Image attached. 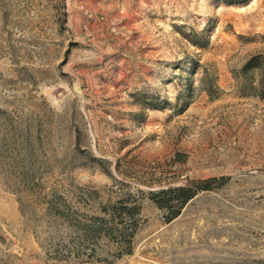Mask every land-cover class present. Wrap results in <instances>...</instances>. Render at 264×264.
I'll list each match as a JSON object with an SVG mask.
<instances>
[{"label":"rangeland","instance_id":"rangeland-1","mask_svg":"<svg viewBox=\"0 0 264 264\" xmlns=\"http://www.w3.org/2000/svg\"><path fill=\"white\" fill-rule=\"evenodd\" d=\"M261 78L264 0H0V264H264Z\"/></svg>","mask_w":264,"mask_h":264},{"label":"trees","instance_id":"trees-1","mask_svg":"<svg viewBox=\"0 0 264 264\" xmlns=\"http://www.w3.org/2000/svg\"><path fill=\"white\" fill-rule=\"evenodd\" d=\"M257 57L256 56H252L250 58H248L244 64L241 66L240 68V72L242 73V77L243 79H247L248 74L253 73L254 70L260 69V65L259 63H257L256 61ZM247 82V80H245ZM248 88H251L252 90H259L260 93H257L260 97L264 98V78L260 79V84L258 86H253V85H249ZM178 190H184L183 188H178ZM164 192V191H161ZM192 196V193H187V195H185V199H188ZM122 209H125V212H127L129 218H131V220H133L132 216L133 213L128 209L123 207ZM131 212V213H130ZM118 224H113L112 226L108 227V231H106V234H113L115 235L117 238H119L121 240L122 244L125 245H130L131 244V240L135 231V227H134V223L131 222L128 224V226L123 225V222L120 220L117 222ZM86 233H88L89 231H85ZM84 233V234H86Z\"/></svg>","mask_w":264,"mask_h":264}]
</instances>
